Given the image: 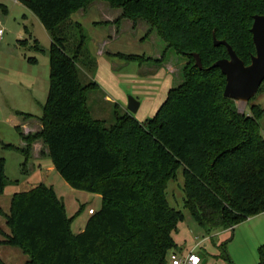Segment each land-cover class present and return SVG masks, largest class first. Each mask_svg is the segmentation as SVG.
Wrapping results in <instances>:
<instances>
[{
    "label": "trees",
    "instance_id": "16d2710c",
    "mask_svg": "<svg viewBox=\"0 0 264 264\" xmlns=\"http://www.w3.org/2000/svg\"><path fill=\"white\" fill-rule=\"evenodd\" d=\"M95 1L122 10L119 19L105 24L143 20L168 49L187 59L182 84L168 91L146 122L118 104L109 127L91 113L88 95L100 86L82 82L79 61L87 36L71 17ZM20 2L51 36L50 86L41 129L28 134L19 129L25 147H4L22 153L26 164L33 145L42 141L60 176L76 190L100 195L102 205L75 233L72 225L84 206L69 217L54 187L45 184L15 193L9 213L0 209L10 229L2 244L18 247L28 264H171L177 251L173 233L185 215L169 205L166 191L180 168L184 207L208 234L264 214V110L253 105L251 115L239 112L236 101L224 96L226 76L210 68L229 58L226 46L214 45L213 34L251 63L256 54L251 29L254 17L264 15V0ZM34 47L39 50L37 42ZM195 54L203 69L196 66ZM109 55L139 65L162 63L165 57ZM6 186L5 160L0 159V196ZM259 254L264 264V245ZM0 264L6 263L0 259Z\"/></svg>",
    "mask_w": 264,
    "mask_h": 264
},
{
    "label": "rangeland",
    "instance_id": "374dc122",
    "mask_svg": "<svg viewBox=\"0 0 264 264\" xmlns=\"http://www.w3.org/2000/svg\"><path fill=\"white\" fill-rule=\"evenodd\" d=\"M121 15V9L112 8L105 1H95L71 17L72 21L83 25L87 36L86 50L79 61L82 82L94 81L100 86L99 90L89 93V108L93 117L104 120L107 127L115 121V104L126 112L129 98L140 103L138 112L132 114L139 122L152 118L168 91L182 84L187 64V59L168 49L143 20L134 24L132 20L122 19L119 27L105 24ZM0 28L5 32L0 41V159L5 160L7 176L0 209L9 213L15 193L29 191L40 184L53 186L65 202L68 216L76 215L84 206L72 225L73 232L79 233L90 217L89 209L101 208V196L72 188L56 170L48 172L47 165L52 162L46 158L42 141L36 142L34 153L42 160L32 157L26 164L22 153L4 147L7 144L23 147L19 129L24 134L41 129L40 120L50 86L51 36L39 18L16 0H0ZM19 40L28 43L20 45ZM36 42L39 50L34 47ZM110 53L165 57L162 63L139 65L110 56ZM235 105L246 115H251L253 105L264 110V91L257 93L249 103L236 101ZM26 114L30 117H25ZM260 125L264 136V117ZM183 188V169L180 168L176 180L169 181L166 191L169 205L185 215L173 233L177 244L175 253L184 256L195 249L203 257L201 264H259V249L264 245V214L250 217L233 229H218L208 234L184 207ZM6 234H10V229L5 217L0 215V259L6 264H28L29 257L18 247L2 244Z\"/></svg>",
    "mask_w": 264,
    "mask_h": 264
},
{
    "label": "water",
    "instance_id": "95a60500",
    "mask_svg": "<svg viewBox=\"0 0 264 264\" xmlns=\"http://www.w3.org/2000/svg\"><path fill=\"white\" fill-rule=\"evenodd\" d=\"M256 54L251 63L246 65L233 48L224 40H218L213 34L215 46H226L229 58L215 62L210 68H219L226 76L224 96L237 102L249 103L258 93L264 82V15L254 17L251 29ZM196 66L203 69L201 58L195 54ZM140 103L129 98L128 111L131 114L138 112ZM202 257V255H200Z\"/></svg>",
    "mask_w": 264,
    "mask_h": 264
},
{
    "label": "built area",
    "instance_id": "2783aa9c",
    "mask_svg": "<svg viewBox=\"0 0 264 264\" xmlns=\"http://www.w3.org/2000/svg\"><path fill=\"white\" fill-rule=\"evenodd\" d=\"M21 1V0H17ZM4 35V29L0 28V40L3 38ZM95 210L93 208L89 209V215L95 214ZM202 257L195 252V250H192L190 253L179 256L178 254L174 253L170 257V263L171 264H201Z\"/></svg>",
    "mask_w": 264,
    "mask_h": 264
},
{
    "label": "crops",
    "instance_id": "0c3cea01",
    "mask_svg": "<svg viewBox=\"0 0 264 264\" xmlns=\"http://www.w3.org/2000/svg\"><path fill=\"white\" fill-rule=\"evenodd\" d=\"M17 1V0H16ZM19 2V1H18ZM21 3V2H20ZM108 22L109 21H112V20H107ZM106 21V22H107ZM4 34H5V32H4ZM3 38H4V35H3ZM3 38L0 40V41H2L3 40ZM172 71H174V70H172ZM29 131V130H28ZM28 131H27V133H28ZM37 145L38 144H34L33 145V148H34V150L32 151V154H33V156H31L30 157V159L32 158V157H34V158H38V159H40V160H42L40 157H36V155L34 154L35 153V151H36V149H37ZM23 147H25V143L23 144ZM48 156H46V158H47ZM40 166H42V164L40 163ZM47 171L48 172H55V168H54V166L53 165H51L50 163L47 165ZM56 191V190H55ZM58 195V194H57ZM97 195V194H96ZM59 196V195H58ZM60 197V196H59ZM65 203V202H64ZM66 206V205H65ZM67 210V209H66ZM89 214V213H88ZM90 216V215H89ZM70 217V216H69ZM86 223H87V220H86ZM86 226V225H85ZM85 226H84V228H85ZM84 228H81V231L80 232H82L83 230H84ZM79 232V233H80ZM193 250H195V249H193ZM203 258V257H202Z\"/></svg>",
    "mask_w": 264,
    "mask_h": 264
}]
</instances>
